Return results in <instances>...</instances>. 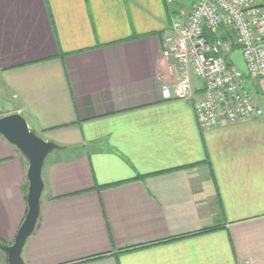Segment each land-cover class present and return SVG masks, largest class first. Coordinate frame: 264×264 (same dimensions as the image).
Returning <instances> with one entry per match:
<instances>
[{
  "label": "crops",
  "instance_id": "crops-1",
  "mask_svg": "<svg viewBox=\"0 0 264 264\" xmlns=\"http://www.w3.org/2000/svg\"><path fill=\"white\" fill-rule=\"evenodd\" d=\"M173 2L0 0V116L57 145L24 264H264V78L244 84L262 114L236 123L199 127L194 75L195 99H163L164 35L194 4ZM26 171L0 134V264Z\"/></svg>",
  "mask_w": 264,
  "mask_h": 264
},
{
  "label": "built area",
  "instance_id": "built-area-1",
  "mask_svg": "<svg viewBox=\"0 0 264 264\" xmlns=\"http://www.w3.org/2000/svg\"><path fill=\"white\" fill-rule=\"evenodd\" d=\"M163 46L175 59L177 77L161 85V96L195 99L191 76L199 79L203 95L194 100L193 109L201 129L262 114L244 84L246 79L264 78V3L196 0L185 19L169 25ZM236 50L242 51L247 75L229 60Z\"/></svg>",
  "mask_w": 264,
  "mask_h": 264
},
{
  "label": "water",
  "instance_id": "water-1",
  "mask_svg": "<svg viewBox=\"0 0 264 264\" xmlns=\"http://www.w3.org/2000/svg\"><path fill=\"white\" fill-rule=\"evenodd\" d=\"M231 64L247 75V67L241 50L229 56ZM0 134L14 145L28 162L26 176L28 190L26 196V215L18 228L14 241L3 247L7 255V264H24L22 249L28 236L33 232L40 208V197L43 189L41 169L49 152L57 147L32 132L26 120L19 113L0 116Z\"/></svg>",
  "mask_w": 264,
  "mask_h": 264
},
{
  "label": "rangeland",
  "instance_id": "rangeland-1",
  "mask_svg": "<svg viewBox=\"0 0 264 264\" xmlns=\"http://www.w3.org/2000/svg\"><path fill=\"white\" fill-rule=\"evenodd\" d=\"M173 4H170L169 5V8L170 10L172 9H176L177 12H180L182 11V9H188L190 8V6L192 5V3L195 1V0H173ZM255 3L257 4H261V3H264V0H254ZM248 81V80H247ZM249 81L246 83L247 88L251 91L252 93V90H251V86L249 85ZM25 158V157H24ZM26 159V158H25ZM27 161V160H26ZM27 166H28V162H27Z\"/></svg>",
  "mask_w": 264,
  "mask_h": 264
},
{
  "label": "trees",
  "instance_id": "trees-1",
  "mask_svg": "<svg viewBox=\"0 0 264 264\" xmlns=\"http://www.w3.org/2000/svg\"><path fill=\"white\" fill-rule=\"evenodd\" d=\"M226 38H232V36L231 35H227Z\"/></svg>",
  "mask_w": 264,
  "mask_h": 264
}]
</instances>
